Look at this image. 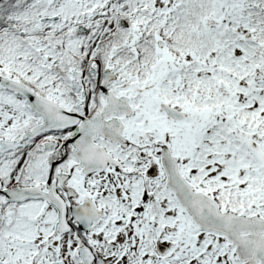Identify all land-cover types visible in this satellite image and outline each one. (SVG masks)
<instances>
[{
	"label": "snow or ice",
	"instance_id": "6c2138e0",
	"mask_svg": "<svg viewBox=\"0 0 264 264\" xmlns=\"http://www.w3.org/2000/svg\"><path fill=\"white\" fill-rule=\"evenodd\" d=\"M0 264H264V0H0Z\"/></svg>",
	"mask_w": 264,
	"mask_h": 264
}]
</instances>
